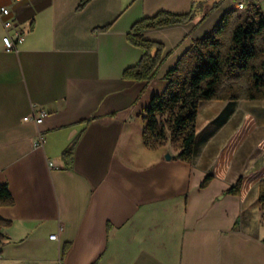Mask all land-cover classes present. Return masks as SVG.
I'll list each match as a JSON object with an SVG mask.
<instances>
[{
  "label": "crops",
  "instance_id": "crops-1",
  "mask_svg": "<svg viewBox=\"0 0 264 264\" xmlns=\"http://www.w3.org/2000/svg\"><path fill=\"white\" fill-rule=\"evenodd\" d=\"M193 1L91 0L77 11L80 0H0L23 37L7 51L0 21V183L14 198L0 208L12 222L0 264H264V100L202 101L190 163L142 138L167 71L229 9L264 11V0H203L193 21L146 31L164 64L148 82L122 78L142 54L131 26ZM41 112L39 125L24 120ZM88 119L67 170L62 152ZM240 179L239 195L224 194Z\"/></svg>",
  "mask_w": 264,
  "mask_h": 264
},
{
  "label": "trees",
  "instance_id": "trees-1",
  "mask_svg": "<svg viewBox=\"0 0 264 264\" xmlns=\"http://www.w3.org/2000/svg\"><path fill=\"white\" fill-rule=\"evenodd\" d=\"M90 1L80 0L77 11ZM204 4L203 0H194L187 13L159 11L136 21L126 37L142 54L136 65L123 71L122 78L138 83L154 79L167 56L164 45L147 39L145 32L189 23L202 11ZM108 29L109 25L95 31ZM164 80L167 81L164 91L153 95L143 111L146 124L143 142L152 151L170 145L178 151L172 159L190 163L196 142V117L202 101L264 100V11L257 4H249L243 13L237 8L229 9L211 30L193 42L167 71ZM92 120L80 123L82 129L63 150L62 159L67 170L73 169L76 147ZM211 179L208 175L200 187H207ZM241 187L240 179L224 194L239 195ZM259 203L264 212V181L260 183ZM13 205L9 186L0 183V208ZM11 225L10 220L0 215V257L9 239L2 229ZM65 251L64 248L62 256Z\"/></svg>",
  "mask_w": 264,
  "mask_h": 264
},
{
  "label": "built area",
  "instance_id": "built-area-1",
  "mask_svg": "<svg viewBox=\"0 0 264 264\" xmlns=\"http://www.w3.org/2000/svg\"><path fill=\"white\" fill-rule=\"evenodd\" d=\"M241 4H245V10L248 7V4L245 2H241ZM0 21L3 24V27L5 29V36L3 39L5 49L7 51H17V48L19 45L23 43V37L20 33V30L15 27V21L11 18V9L9 7H1L0 8ZM13 31V33L11 32ZM46 113L41 112L39 115L32 114L31 116H27L24 118L25 121H33L35 124L39 125L42 123L43 118L45 117ZM45 139L44 137L39 133L37 137V141L35 142V147H42L44 145ZM51 167H53L52 164H50ZM62 226L60 225V231L62 230ZM50 239L57 240L58 235L53 234L50 236ZM26 264H33V263H26Z\"/></svg>",
  "mask_w": 264,
  "mask_h": 264
},
{
  "label": "water",
  "instance_id": "water-1",
  "mask_svg": "<svg viewBox=\"0 0 264 264\" xmlns=\"http://www.w3.org/2000/svg\"><path fill=\"white\" fill-rule=\"evenodd\" d=\"M166 159H167V160H170V159H171L170 154H167V155H166Z\"/></svg>",
  "mask_w": 264,
  "mask_h": 264
},
{
  "label": "rangeland",
  "instance_id": "rangeland-1",
  "mask_svg": "<svg viewBox=\"0 0 264 264\" xmlns=\"http://www.w3.org/2000/svg\"><path fill=\"white\" fill-rule=\"evenodd\" d=\"M237 8V7H236Z\"/></svg>",
  "mask_w": 264,
  "mask_h": 264
}]
</instances>
